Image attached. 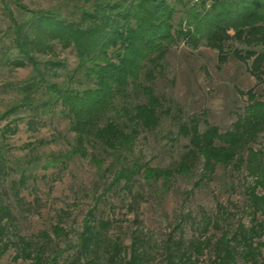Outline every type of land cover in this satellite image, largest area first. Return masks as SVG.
<instances>
[{
  "label": "trees",
  "instance_id": "obj_1",
  "mask_svg": "<svg viewBox=\"0 0 264 264\" xmlns=\"http://www.w3.org/2000/svg\"><path fill=\"white\" fill-rule=\"evenodd\" d=\"M70 2L73 7L64 14L61 8H32L22 0H1L11 21L7 32L11 43L3 58L16 66L31 64L35 74L20 85L18 99L0 111V178L7 168L8 135L17 131L10 121L17 120L15 115L22 110L37 115L51 105L60 106L74 132L70 148L60 160L90 156L102 178L110 173L105 179L106 189L124 182L133 191L135 176L141 170L148 180L164 178L169 183L178 174H190L201 161L209 175L218 165L245 167L255 177L247 188L251 224L240 221L233 231L225 229L216 239L196 240L190 247L181 240L168 256L170 264H200L199 256L210 248L213 254L209 264H239L240 258L250 264H264V149L253 145L264 133V100L255 88L239 90L248 103L232 129L222 132L204 120L206 128L202 130V120L196 115L182 123L179 134L189 144L174 165L152 167L137 157L128 163L141 130L151 131L160 124L163 101L153 83L172 46L182 42L197 49L206 44L218 51L221 64L231 53L264 85V0H67L65 6ZM230 42L241 46L230 51ZM58 45L73 49L78 60L62 81L51 76L57 75L58 68L66 67L64 61L41 62L37 58L38 54H56ZM11 50L16 53L11 55ZM131 90H140L144 100L131 101ZM109 157L111 161L104 167ZM20 180L23 185L26 177ZM12 220V207L0 189V257L16 245L14 258L28 264L85 262L112 225L90 209L78 235V255L61 263L57 255L47 253V241L20 234L15 240L6 237ZM211 224L207 222L205 229ZM53 232L56 236L67 234L60 224L53 227ZM44 236L50 234L45 232ZM145 242L138 229L133 231L129 246L109 242V261L147 264Z\"/></svg>",
  "mask_w": 264,
  "mask_h": 264
},
{
  "label": "rangeland",
  "instance_id": "obj_2",
  "mask_svg": "<svg viewBox=\"0 0 264 264\" xmlns=\"http://www.w3.org/2000/svg\"><path fill=\"white\" fill-rule=\"evenodd\" d=\"M66 1L22 0L32 8H61L64 14L73 7L71 2L66 7ZM10 26L11 21L0 0L1 112L18 99L23 81L35 74L31 64L16 66L3 58L11 43L7 34ZM239 46L240 43L230 42L227 47L230 50ZM9 52L14 55L16 50ZM37 58L41 62L59 59L66 63V67L57 69V75L51 76L58 81L64 80L78 63L75 51L60 45L56 54H38ZM163 65V69L156 72L153 83L163 101L160 124L151 131L141 130L134 151L129 155V164L137 157L152 167H170L187 150L188 139L179 134V128L190 117L201 118L202 130L206 128L204 120H207L224 132L233 128L248 103L247 96L239 90L255 88L264 100V85L257 82L244 63L230 53L228 61L221 64L218 51L206 44L195 49L180 42L169 49ZM130 99L143 101L144 94L140 90H131ZM61 110L56 105L37 115L32 110H22L15 115L17 120L10 121L12 116L2 122L10 121L17 127L16 133L8 135L7 168L0 178L1 192L14 215L6 237L10 235L15 240L20 234L47 241L49 255H57L61 263L70 262L79 252L78 235L84 218L94 208L98 218L108 219L112 225L86 263L82 260L79 264H113L106 251L108 243L117 241L129 246L133 231L137 229L146 240L147 264H170L168 255L177 250L181 240L184 246L190 247L196 240L216 239L225 229L233 231L240 221L247 226L251 224L247 188L255 177L245 167L236 169L218 165L215 173L209 175L201 161L190 174H178L169 183L164 178L148 180L141 170L135 176L133 191L124 182L106 189L105 179L110 173L102 178L90 156L60 160L74 137L69 119ZM253 145L264 149V133ZM50 160L55 162L49 163ZM110 161L111 158H107L104 167ZM23 175L26 181L22 185ZM209 221L212 224L206 230ZM57 224L66 229V235L54 234L53 227ZM45 232L50 236H44ZM16 252L17 246L12 245L0 257V264H28L15 259ZM212 254L207 248L198 255L200 264H209ZM239 264L250 263L240 258Z\"/></svg>",
  "mask_w": 264,
  "mask_h": 264
},
{
  "label": "built area",
  "instance_id": "obj_3",
  "mask_svg": "<svg viewBox=\"0 0 264 264\" xmlns=\"http://www.w3.org/2000/svg\"><path fill=\"white\" fill-rule=\"evenodd\" d=\"M197 1V0H196Z\"/></svg>",
  "mask_w": 264,
  "mask_h": 264
}]
</instances>
